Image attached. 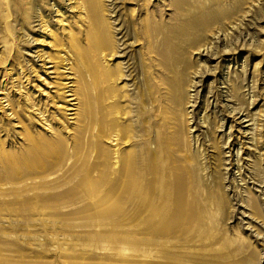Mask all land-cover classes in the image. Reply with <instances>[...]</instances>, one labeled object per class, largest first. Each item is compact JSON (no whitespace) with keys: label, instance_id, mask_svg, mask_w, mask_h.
Returning <instances> with one entry per match:
<instances>
[{"label":"rangeland","instance_id":"rangeland-1","mask_svg":"<svg viewBox=\"0 0 264 264\" xmlns=\"http://www.w3.org/2000/svg\"><path fill=\"white\" fill-rule=\"evenodd\" d=\"M37 1L24 6L32 17L25 26L14 18L13 0H0V126L6 129L0 156L22 154L18 145L26 128L45 136L57 132L64 152L49 169L0 164V264H264V0H149L136 19L157 27L169 16L177 23L181 13L219 15L195 35L196 46L176 56L189 64V73L205 75L195 80L183 72L197 87H185L189 103L182 109L172 102L175 74L161 57L149 58L147 48L127 49L125 60L104 59L111 68L126 67L128 59L145 54V68L117 81L115 97L102 104L88 88L91 111L103 116L102 124L88 129L67 111L85 95L76 86L79 100L66 97L75 79L67 70L73 57L67 45L55 44L85 29L81 2ZM111 1L102 4L112 9ZM115 2L112 18L104 13L115 26L128 23L143 5ZM30 100L33 107L24 108ZM242 120L248 122L240 126ZM101 126L108 137L96 139ZM122 133L124 143L113 141ZM145 151L156 154L160 195L170 183L191 188L199 182L207 190L208 200L203 193L185 196L193 220H173L167 204L144 208L148 195L138 189H112V172L122 159Z\"/></svg>","mask_w":264,"mask_h":264},{"label":"bare ground","instance_id":"bare-ground-1","mask_svg":"<svg viewBox=\"0 0 264 264\" xmlns=\"http://www.w3.org/2000/svg\"><path fill=\"white\" fill-rule=\"evenodd\" d=\"M79 1L81 2V8L83 9L86 18V25L84 26L85 29L79 31L78 34L76 33L72 36L63 35V37H58L55 39V44L57 46L67 45L68 50L73 57V67L67 70L72 72L75 76V79L73 80V82H71L74 84V86H72L73 84L69 86L73 88L67 90L66 97H69V101L74 102L79 100L78 97L81 91L85 95V99L80 100L78 105L75 106V102L74 104H71L73 107L77 108L70 107L67 110L71 112L69 115H75V117L72 119H74L76 123L83 124L84 128L88 129V127L93 125L96 121H99L101 124L103 122L102 114L99 115V117H96L91 111L92 99H90L91 95L88 88L95 89L100 101L98 102L99 104H102L105 100H107V98L113 99L115 97H113L112 94L114 93L113 89L116 88L115 84H117V81L124 79L125 76L130 77L131 80L134 74L139 73V70H144L145 60L143 56L145 54L139 55V60H137L135 56L132 59L133 61L131 59H128L127 63L125 64L127 65L126 67H124L120 63L111 68L109 65H105L104 63H102L103 60L107 58L123 60L127 59L128 53H126V50L134 46L147 48L148 53H146V55H149V58H151V56L153 55H155V58L159 56L169 64L166 66L168 71H171L175 74V76L173 75L174 78L171 79L172 83L170 85V91L173 94V104L177 107H182L183 109L185 102L189 103V99L186 98L188 96L186 94L187 91L185 87L195 88L197 87V84L193 81H188L184 77L183 72L188 74L190 72V66L185 61H179L178 58L176 60V56L178 52H185L186 48L196 46L199 43V37L195 35L208 27L210 25V21H216L217 16H219L218 14H214V16L211 15L212 10L203 12L199 11L190 14L188 13V15H182L181 13V16L183 18L180 19L177 23L175 22L173 16H169V19L164 21L162 27H157L154 21L151 20L149 22H144L143 20L137 21L136 18H138L140 14L144 13L146 11V7H148L149 5V0H143V5L137 10L136 16H131L128 23H124L120 20L115 26L113 23L107 22L108 20L106 19L104 13H110L109 17H111L112 14L116 13L115 10L117 9L119 4L115 2L116 0L111 1V6H113L112 9H108L107 6H104L102 4L104 0ZM36 2L38 1L13 0L12 12L16 15L14 17L15 20H20L23 25L29 26L32 23V17L31 15H29L27 10H29L30 8L27 7L25 10L24 6H32ZM167 11L171 12V9H168ZM25 14L27 15L25 16ZM115 17H117V19L115 18V21H118L117 14ZM118 36L121 37L118 38ZM176 40H180L183 46L175 47ZM64 61H68V58H65ZM177 61H179L178 63H180L179 69H177L175 66ZM189 74H192V78L195 80L205 75L204 72L201 75L200 70H195L194 73L192 72ZM76 86L80 87L79 89H81V91L75 90L74 88ZM5 102H7L6 106H8L11 111H13L14 104L9 99ZM38 103L41 104L40 106L38 105L40 109L41 107H46V104L39 101ZM33 105L34 101L30 100L28 101V103H24V108L25 106L32 108ZM115 105L117 104L115 103ZM80 106H84V111L82 114L78 111L80 109ZM99 110L100 109H98V114ZM75 111L76 113H73ZM237 115H239V113H236L235 116ZM107 116L109 117V115ZM245 118H248V116H246ZM2 119H4V116H2ZM245 122L248 121L242 120L240 121L239 125L241 126ZM3 131H6V129H4L3 126H0V133ZM107 131L108 130L105 129L104 126H101V129L97 130V134L94 136V138L97 139L98 137L99 139L100 135L108 137L106 135ZM136 131L139 132V130ZM53 134L54 136H45L43 134H40V132H33L32 128H26L21 139V144L18 145L20 146L18 148L21 149L22 154L14 157L12 153H2L0 156V164H2L5 168L7 167L16 170L19 169V167H23L26 170H29V167L31 166L32 168L34 167L32 171L39 168V166L47 167V169L51 168L60 161V158L64 152V145L61 141L60 135L57 132H54ZM75 137L76 135L74 134L72 137V143L74 142ZM124 140H126V136L124 135V133H122L120 135H117L116 139L113 141H116L120 144L124 143ZM93 144L96 149V158H99V155L102 152L97 148L99 142L95 141V143ZM76 149L77 147H74V150ZM152 152H137L138 154H134L133 157L127 156V158H123L120 164V168L115 172H112V180L114 181L112 189L114 191L117 190L118 192H127L138 189L139 193L142 192L143 196L148 195L149 200H144L143 202L144 208L157 203L165 205L167 204V206L171 207L170 217L173 220L177 218H181L186 221L193 220L192 212L189 211V204L185 196H188L187 192L190 194L197 193L201 195L203 193L205 195V197L203 196V198L205 200H208V196L206 193L207 190L205 191V189L202 188L201 185H199V182H196V185L192 186L191 188H189L188 186L186 187L185 184V187H182L178 186V183H170V185L165 188L163 195H160L157 188L160 179L158 166L156 164L157 157L156 154H152ZM54 158L57 162L55 161L54 163H52L49 161V159ZM183 178L184 176L182 177V179ZM181 190H183V192L185 191L184 193L186 194L183 193V197L182 195H179L178 197L177 194H179Z\"/></svg>","mask_w":264,"mask_h":264}]
</instances>
